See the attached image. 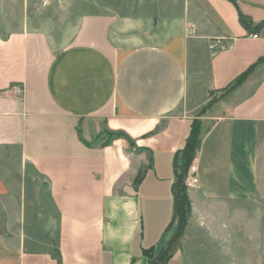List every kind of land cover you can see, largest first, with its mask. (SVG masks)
I'll use <instances>...</instances> for the list:
<instances>
[{
  "label": "crops",
  "instance_id": "obj_1",
  "mask_svg": "<svg viewBox=\"0 0 264 264\" xmlns=\"http://www.w3.org/2000/svg\"><path fill=\"white\" fill-rule=\"evenodd\" d=\"M183 3L124 38L107 14L0 30V147L19 151L23 175L0 176V264H147L174 235L175 158L193 131L194 219L169 264H189L176 245L209 230L210 210L256 200L264 0ZM31 172L46 189L38 207Z\"/></svg>",
  "mask_w": 264,
  "mask_h": 264
},
{
  "label": "rangeland",
  "instance_id": "obj_2",
  "mask_svg": "<svg viewBox=\"0 0 264 264\" xmlns=\"http://www.w3.org/2000/svg\"><path fill=\"white\" fill-rule=\"evenodd\" d=\"M185 0H0V30L15 31L24 20H31L32 25L46 21L60 26L61 22L77 24L87 15L107 14L112 18L111 39L113 34L128 37L136 31L135 24H143L148 30L152 23L172 16V6L177 14L183 12ZM25 23V22H24ZM220 96V95H219ZM214 99L217 96H213ZM113 138L105 132L97 144H107ZM188 154L186 150L181 159ZM194 156V154H193ZM19 151L15 148L0 147V176L19 180L23 177L19 170ZM181 160H179L180 164ZM190 163L184 183L188 175ZM180 171V170H179ZM24 184L27 193L38 205L45 199V185L33 172L26 176ZM23 182V181H22ZM22 185V184H21ZM187 193V226L194 219V206L191 200V188L181 184ZM38 203V204H37ZM207 213L209 230L191 228L189 245H176L182 250L189 264H264V147L261 149L258 168V193L251 203H235V206L221 205ZM186 226V228H187ZM185 234V232H184ZM163 246L147 264H169L173 257L174 246ZM175 254V253H174ZM171 264H180L179 259Z\"/></svg>",
  "mask_w": 264,
  "mask_h": 264
},
{
  "label": "trees",
  "instance_id": "obj_3",
  "mask_svg": "<svg viewBox=\"0 0 264 264\" xmlns=\"http://www.w3.org/2000/svg\"><path fill=\"white\" fill-rule=\"evenodd\" d=\"M229 1H232V0H229ZM240 21H241V24L247 29L251 25V21L244 18L242 15L240 16ZM253 70H254V67H251L247 72L241 75L237 79L235 83V87L242 84L248 78V76L253 72ZM215 101L216 99L212 98V100L210 101V105L213 104ZM195 146H196V132L193 131L190 139L188 140L186 147L175 158V165H174L175 182L173 184L174 217L170 225V227L175 228V232L171 240L167 243V245H165L166 249L172 248L174 244L182 238L186 230V226H187L186 214L187 213L185 209L188 207V202H187V193L185 191V188H183L181 184H185L183 177L186 176L190 163L193 161V154L195 152ZM186 150L188 151V154L184 157V159H181V155ZM179 160H181L180 164L178 163ZM154 252L155 250L153 248H150V249H146L144 251V254L147 258L150 259L152 255L154 254Z\"/></svg>",
  "mask_w": 264,
  "mask_h": 264
},
{
  "label": "built area",
  "instance_id": "obj_4",
  "mask_svg": "<svg viewBox=\"0 0 264 264\" xmlns=\"http://www.w3.org/2000/svg\"><path fill=\"white\" fill-rule=\"evenodd\" d=\"M216 48H217L216 45H212V46H211V49H212V50H214V49H216ZM13 91H14V93L17 94V95H22L23 92H24V89H23V87H21V86H15V87L13 88ZM196 174H197V166L193 164V165L190 167L189 172H188V175H187V177H186V179H185V185H186L187 187L192 188V187H196V186H197V184H198V179H197V175H196Z\"/></svg>",
  "mask_w": 264,
  "mask_h": 264
}]
</instances>
